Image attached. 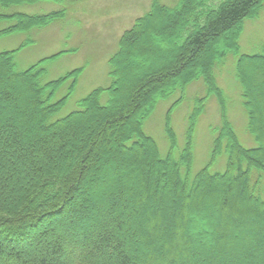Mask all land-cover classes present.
<instances>
[{"label":"trees","instance_id":"trees-1","mask_svg":"<svg viewBox=\"0 0 264 264\" xmlns=\"http://www.w3.org/2000/svg\"><path fill=\"white\" fill-rule=\"evenodd\" d=\"M41 1L51 0H0L11 12L0 13V22H14L0 29V39L63 17L11 9ZM209 1L153 4L119 39L110 86L59 119L81 69L43 83L42 63L60 54L19 71L15 56L26 42L0 53V264H264V50L240 55L239 46L244 22L259 15L264 0ZM157 13L153 26L140 28ZM158 42L173 44L174 53L161 52ZM229 56L252 147L238 140L217 83ZM67 80V95L51 103ZM199 80L205 95L193 103L181 149L166 122L161 155L145 123L159 101ZM210 97L219 127L208 162L193 173V131ZM219 157L224 169L211 173ZM135 162L142 173L130 166ZM154 166L169 177V194L152 183ZM180 193L197 201L187 207Z\"/></svg>","mask_w":264,"mask_h":264},{"label":"rangeland","instance_id":"rangeland-1","mask_svg":"<svg viewBox=\"0 0 264 264\" xmlns=\"http://www.w3.org/2000/svg\"><path fill=\"white\" fill-rule=\"evenodd\" d=\"M221 1L210 0L208 5L214 7ZM179 2L180 0H51L32 5L15 6L11 8L16 10L14 12L29 15L62 12L63 17L41 29H32L26 33H16L1 38L0 53L15 50L26 42L27 46L15 56V63L19 71L26 70L43 59L60 54L56 58L42 63L41 67L45 69L43 83L63 78L75 69H81L76 85L70 93L71 96L65 107L55 118L59 119L76 110L78 101L93 90L106 89L110 86L112 79L109 75V60L118 49L119 39L133 27L139 18H144L150 14L153 4L172 8L177 6ZM176 12L180 16V11L177 10ZM0 13L11 12L0 9ZM158 17L159 13L153 14L140 28L144 25L153 26ZM13 24L14 22H0V29ZM148 33L150 32L147 31ZM164 35L168 37L167 33ZM138 36L136 33L133 37ZM175 45L177 44L175 43ZM172 46L173 44L167 46L158 42L159 50L164 53L173 54ZM239 46L240 55L260 54L264 50V8L256 18L244 22ZM147 65L148 62L141 64L142 67ZM234 65L235 59L231 56L227 57L225 65L218 72L217 83L223 90L225 98H227V115L238 140L243 146L252 147L253 142L249 145L250 141L246 137L245 115L239 94L240 90L235 78ZM15 82L22 85L19 79H16ZM70 86L71 80L65 81L51 99V103L57 102L66 96ZM204 95L205 87L202 81L199 80L189 84L183 95L176 92L167 100L159 101L157 108L144 125V132L157 142L161 155H165L168 148L165 136L166 122L169 123L170 129L176 137L177 149L180 150L185 140L188 115L192 110L193 103L197 98ZM106 101L107 96L103 95L101 102ZM173 104H175V107L172 108ZM170 108L171 111H169ZM219 114L220 110L216 99L210 97L206 101L204 112L196 121L193 131V173L203 168L210 158L214 133L219 127ZM72 121L74 123V120ZM35 122L37 121L35 120ZM65 128L62 126L60 129ZM85 139L88 138L85 134H82L81 142H84ZM126 140L127 138L124 139V141ZM131 156L130 152L124 153V158H131ZM224 164V159L219 157L210 172L223 171ZM139 165L137 162L130 164L131 167L142 173V168ZM150 171L152 183L162 188L165 194H169L171 188L169 177L165 176L157 166H154ZM92 188L93 186L90 187L88 192H91ZM99 189L102 191L103 187ZM177 195L180 201L184 199L181 193ZM194 199H196V196L188 201H184L185 199L182 201L187 202L188 207L195 204L197 200ZM212 218L210 216L208 220ZM149 229L153 230L156 227L150 226Z\"/></svg>","mask_w":264,"mask_h":264}]
</instances>
